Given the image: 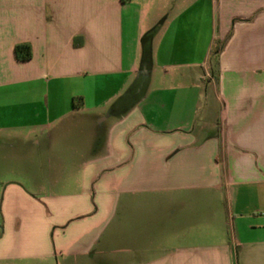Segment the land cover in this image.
Listing matches in <instances>:
<instances>
[{
    "label": "crops",
    "instance_id": "0c3cea01",
    "mask_svg": "<svg viewBox=\"0 0 264 264\" xmlns=\"http://www.w3.org/2000/svg\"><path fill=\"white\" fill-rule=\"evenodd\" d=\"M0 134V261L264 264V0H0Z\"/></svg>",
    "mask_w": 264,
    "mask_h": 264
},
{
    "label": "rangeland",
    "instance_id": "374dc122",
    "mask_svg": "<svg viewBox=\"0 0 264 264\" xmlns=\"http://www.w3.org/2000/svg\"><path fill=\"white\" fill-rule=\"evenodd\" d=\"M210 66V65H209ZM137 83L136 80L133 81V84ZM208 84V83H206ZM205 107V103L201 105V109ZM202 111V110H201ZM201 120V119H199ZM213 122L216 120V118H212ZM212 122V123H213ZM0 140H4L6 143H8V146L0 147V235L1 230L4 226L5 218H4V208H3V199H4V192H5V178L9 177H20L21 173H23L22 170L28 172V170L32 171L34 168V171L36 168L42 166L49 165L47 158H43V161L38 163L37 158L34 156H31L28 158L22 157L20 155L21 150L24 148L21 144V142L17 141L14 138H5L2 134H0ZM31 148V147H30ZM31 149H36L32 146ZM8 155L7 159H4V156ZM41 160V159H40ZM12 174V176L10 175ZM36 174V173H34ZM0 264H38V262L35 261H28V260H18L15 262H4L0 261Z\"/></svg>",
    "mask_w": 264,
    "mask_h": 264
},
{
    "label": "trees",
    "instance_id": "16d2710c",
    "mask_svg": "<svg viewBox=\"0 0 264 264\" xmlns=\"http://www.w3.org/2000/svg\"><path fill=\"white\" fill-rule=\"evenodd\" d=\"M73 44L75 47H80L82 45V39L75 38ZM216 51H218V49H216ZM14 52L18 61H27L33 56L32 47L30 44H18L15 46Z\"/></svg>",
    "mask_w": 264,
    "mask_h": 264
}]
</instances>
